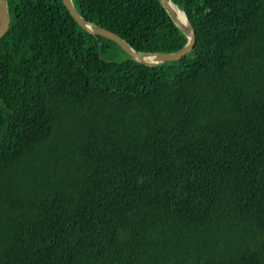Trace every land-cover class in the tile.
<instances>
[{
  "label": "trees",
  "instance_id": "1",
  "mask_svg": "<svg viewBox=\"0 0 264 264\" xmlns=\"http://www.w3.org/2000/svg\"><path fill=\"white\" fill-rule=\"evenodd\" d=\"M173 1L8 0L0 264H264V0Z\"/></svg>",
  "mask_w": 264,
  "mask_h": 264
},
{
  "label": "water",
  "instance_id": "2",
  "mask_svg": "<svg viewBox=\"0 0 264 264\" xmlns=\"http://www.w3.org/2000/svg\"><path fill=\"white\" fill-rule=\"evenodd\" d=\"M68 11L81 28L94 35H101L116 42L133 60L150 66H156L167 61H176L191 52L197 41V34L193 24L184 12L187 21L183 22L176 10L179 8L173 0H160L167 10L174 23L185 34L187 43L175 52H146L136 50L126 39L118 33L102 27L101 25L84 18L76 9L73 0H63ZM11 15L8 8V0H0V38H2L10 28ZM147 57H151L147 59Z\"/></svg>",
  "mask_w": 264,
  "mask_h": 264
},
{
  "label": "bare ground",
  "instance_id": "3",
  "mask_svg": "<svg viewBox=\"0 0 264 264\" xmlns=\"http://www.w3.org/2000/svg\"><path fill=\"white\" fill-rule=\"evenodd\" d=\"M178 11V14L180 15V18L182 19L183 22H186V16L181 8L176 9ZM151 57H147V59H150Z\"/></svg>",
  "mask_w": 264,
  "mask_h": 264
},
{
  "label": "rangeland",
  "instance_id": "4",
  "mask_svg": "<svg viewBox=\"0 0 264 264\" xmlns=\"http://www.w3.org/2000/svg\"><path fill=\"white\" fill-rule=\"evenodd\" d=\"M263 72H264V69H263Z\"/></svg>",
  "mask_w": 264,
  "mask_h": 264
}]
</instances>
